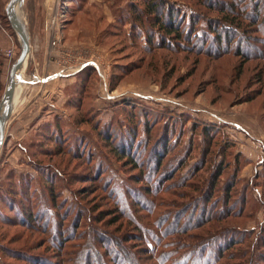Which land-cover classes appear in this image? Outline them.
<instances>
[{
	"label": "rangeland",
	"instance_id": "obj_1",
	"mask_svg": "<svg viewBox=\"0 0 264 264\" xmlns=\"http://www.w3.org/2000/svg\"><path fill=\"white\" fill-rule=\"evenodd\" d=\"M24 1L13 12L29 35L30 54L18 73L15 103L0 151V264H75L80 246L93 237L89 228L124 237L139 234L141 226L157 225L165 214L170 216L171 231L183 224L192 226L199 211L194 200L203 192L180 186L186 169L169 174L184 153L189 168L204 160L197 177L188 181L187 175L186 183L192 189L201 180L205 190L213 164L222 162L224 148L227 167L214 193L218 200L207 208L214 215L223 214L225 208L231 215L189 233L197 240L223 229L244 232L241 245L229 249L220 264H264L260 258L264 256V3H258L259 19L255 20L251 18L255 0H164L179 10L183 26L192 11L217 20L224 16L222 10L227 12L231 5L236 8L228 17L234 20L233 26L227 25L233 31L221 36V46L210 43V51L201 52L158 47L160 33L149 32L152 22L144 13L142 30L135 26L132 0ZM8 2L0 0L4 86L20 53L18 38L4 19ZM134 5L144 11L141 1ZM225 47L230 52L223 54ZM87 67L82 103L77 110L67 108L76 77L66 85L67 81L51 75H76ZM56 116L66 123L64 130L70 138L71 134L85 136L87 148L94 152L90 159L74 154L78 141L40 133H49L46 124ZM115 121L140 139L135 143L140 145L136 149L141 156L135 158L139 170L122 157L118 162L120 157L113 153V148L121 151L118 141L103 140L97 134V129ZM166 127L173 128L166 149L170 155L160 158L163 161L155 169L153 151ZM203 129L210 138L204 137ZM98 162L106 166V176L97 171ZM236 169L237 184L227 191L225 206L223 185L231 182ZM140 174L142 178H136ZM111 179L134 189L141 202L154 201L152 210H144L128 195L131 203L121 197L118 205L105 188ZM156 179V191L146 192L150 185L155 187ZM72 200L81 212L72 209ZM92 216L98 223H90ZM176 217H180L178 227L173 222ZM59 229L71 232L61 251L54 236ZM134 243L139 250L145 246L143 241ZM139 256V263L153 264Z\"/></svg>",
	"mask_w": 264,
	"mask_h": 264
},
{
	"label": "trees",
	"instance_id": "obj_2",
	"mask_svg": "<svg viewBox=\"0 0 264 264\" xmlns=\"http://www.w3.org/2000/svg\"><path fill=\"white\" fill-rule=\"evenodd\" d=\"M135 1H141L142 5L145 7L144 11H140L137 6L134 5ZM211 2V0H208ZM254 2V0H252ZM257 4H254L252 8L254 9L255 14L251 16V18L258 20L259 19V7L258 3H260L263 6L264 0H255ZM176 7V6H175ZM174 5L167 4L164 0H132L130 5V11H132L133 14H136V20L134 21L135 26H139L142 22L143 13L144 18L148 17L149 20H151L152 24L150 25L151 30H147L150 33L154 29H156L160 33L159 41L157 42L158 47L163 49H178V50H193L198 49L202 52L203 49H206L205 52L210 51V47L212 46L210 43H213L215 46H221L222 40L221 36L225 35L227 37L230 34V31H233V28H229L228 26H233L234 20H228V17H230L234 11L235 7L232 5L229 6V9L227 12L225 10H222L224 12V16L217 20H212L210 18L205 17L202 14H198V12L192 11L191 14H189V21L187 22V25L183 26L184 17L180 19V12L179 10L175 9ZM205 8L211 9L210 5H204ZM237 11V10H236ZM164 13V14H163ZM139 15V17H138ZM4 19L7 21V24L10 26L7 17L4 12ZM203 25L200 28V31L196 30V27L199 25ZM129 24H133V22H130ZM183 26V27H182ZM219 28L223 30V32L219 31ZM139 31L142 30V28H138ZM235 29V28H234ZM237 31V29H236ZM232 33V32H231ZM150 40V38H148ZM192 44H190V42ZM228 41V40H227ZM226 42V45H228L229 41ZM187 43V44H186ZM207 45V46H206ZM210 45V46H209ZM225 45V46H226ZM206 47V48H205ZM229 48L225 47V51L222 52L227 53L230 52L228 50ZM238 50V49H237ZM236 52V51H235ZM237 53V52H236ZM4 66L3 59L0 57V98L3 95V92L5 90L2 78H3V72L2 68ZM87 68L83 69L81 72H79L76 76V82L73 87L70 89V98L66 102L67 108H74L77 110V108L80 107L83 95L85 94V81L87 80L86 74H87ZM94 71V68H90ZM8 80V79H7ZM89 118V117H88ZM93 128H94V122ZM65 124L60 117H54L53 121L51 123L46 124L47 127H49V133L40 132L44 137L50 138V137H57L61 139L62 137L68 138L69 141L76 140L75 143L76 147L73 149L74 154H77L78 156H87V159H90V156L94 154V152H90V148H87V142L85 136H79L77 135L74 137L71 134V138L66 135ZM71 126L74 128V131H77L79 133L80 130L74 125V123L70 122ZM172 125V124H171ZM173 127V125H172ZM95 129V128H94ZM100 129V128H99ZM97 129L98 136L103 139L107 140V137H112L114 140L119 142V146L121 151H118L117 149L113 148V153L117 156H119L120 161L121 157L124 161H127L128 165L132 167V169L139 170L141 167L138 166L140 163H137L135 161V158L141 154L138 153V146L135 144L137 141L139 143L140 139H137V133L129 132L124 129L122 125L118 123V121L110 122L102 127V129ZM173 131V128L169 129L166 127L164 131L162 132V136L157 140V146L155 147V150L153 151L156 157L155 163H153V168H157L160 166V163H162L163 159L168 157L170 155V151H167V147H169V138L171 136V132ZM101 133V134H100ZM103 133V134H102ZM203 133L205 134L204 137H211L209 136L207 130L203 129ZM135 136V137H134ZM172 139V138H171ZM178 139V138H177ZM145 144V142H144ZM146 145V144H145ZM111 148V145H108ZM123 150H122V149ZM125 148V149H124ZM79 149V150H78ZM167 149V150H166ZM126 152V153H125ZM205 150H203V154H201L202 159L205 156ZM225 148L224 153H222V162H219L217 165L214 163V169L209 173V176L207 178V181H205V185L207 186V189L204 190L202 184L200 181L198 182V186H193L191 188V184H187L186 182L192 181L193 178H196L198 173L203 169L204 160L200 162L194 163L192 166L187 167L186 162H188V157H186V153L182 155L179 159V161L176 163L175 167L172 168L171 173L169 175L177 174L183 172L185 170V174L181 175L180 178V186L183 188H187L189 191L193 192H203V196L201 198H196L194 202L199 204L198 208V214L196 218V222L192 224V226L188 227L186 224H183L184 226L181 227L178 230L171 231L168 229V222L170 220V216L168 214L160 216L158 219L157 225L154 224V226H147L145 225L143 228L142 226L138 229L140 230L139 234H128L124 237L116 236V234H110L107 231H101L96 228H89V232L93 236L92 239H87L85 243H83L80 246V249L77 252V255L75 256V264H141L137 260L139 255H144L143 259L152 261L153 264H220V260L224 258L225 253L231 249L232 247L237 245H241V242L243 241L242 237L244 232H237L234 231V229H223L220 232H217L213 234L210 238H202L201 237L197 240H194L195 238L191 233H189L193 229L199 228L201 224L210 222V221H219L218 218L224 219L231 214H228L226 209H222L223 214H210V209L207 208V205L213 206L212 201L218 200V198H214V193L217 191V187H219L220 179L223 175V172L225 168L227 167L226 164H223V156L225 155ZM153 153V154H154ZM139 154V155H137ZM75 155V156H77ZM134 155V156H133ZM136 155V157H135ZM141 156V155H140ZM163 159H160L162 158ZM220 157V156H219ZM186 160H185V159ZM95 159V156H94ZM201 159V160H202ZM139 162V161H138ZM99 168H97V171L101 172V175L106 176V172L108 171L105 167L102 166L101 162L97 163ZM187 167V168H186ZM149 168V167H148ZM51 171V169H48ZM46 170V171H48ZM107 170V171H104ZM151 170L150 168L148 169ZM239 170L236 169L235 173H232L231 175V182L225 186L223 185L222 191L225 192V194L228 191L229 194V188L235 187L237 184V172ZM151 172V171H150ZM149 172V173H150ZM190 176L187 181L186 176ZM139 176V175H138ZM136 178H142L141 174L139 177ZM172 178V177H171ZM148 179V177H147ZM142 181V180H140ZM151 181V180H150ZM155 187L152 189V186H149V189L146 191L148 193L155 192L156 188L158 186L159 180H155ZM136 183V182H135ZM200 184V186H199ZM221 184V183H220ZM222 185V184H221ZM107 189L109 195H111L112 199L119 204V198L122 197V199H128L129 197L135 201L136 203L140 204L142 208L146 211H151L154 207V201H148V200H142L138 198V194L134 189H128L126 186H123L121 183L115 182V180L111 179L107 186H105ZM204 190V191H203ZM221 191V192H222ZM231 192V190H230ZM118 193V195L116 194ZM186 193H181L179 195H185ZM228 194H226V197L224 198L223 204L226 206L228 204ZM117 195V196H116ZM127 195L129 196L128 198ZM187 196H189V192H187ZM140 197V196H139ZM146 197V196H145ZM146 201V203H145ZM69 204H72L74 210H76V214L78 211L81 212V210H78V208L75 207V202L73 200L69 202ZM68 204V205H69ZM74 204V205H73ZM197 204V205H198ZM71 208V207H70ZM124 214V212H121ZM185 214V213H184ZM196 214H192L190 216L194 217ZM128 216V215H125ZM179 218H174V225L178 227L179 225ZM98 219L90 218V223H98ZM101 221V220H100ZM116 221L111 222L109 225L112 226L115 224ZM90 226V225H89ZM74 227V226H73ZM193 228V229H192ZM71 232H64L62 233L61 230L55 232V239L58 241L57 246L58 249L61 251L64 247V239L66 237L70 236ZM235 235H239L242 237L241 239L238 238L237 240L232 239V237H235ZM177 236L180 238L182 236V239H174V237ZM174 239V240H173ZM67 241V240H66ZM134 241H140L144 242L145 246H143V249H138V246L134 243ZM130 243H133L130 244ZM100 244V245H99ZM99 245V246H97ZM186 245V246H185ZM97 246V247H96ZM103 249V250H102ZM104 253H103V252ZM262 256V255H260ZM234 257V255H233ZM262 260V263H264V256L260 257ZM50 259V258H49ZM52 261V260H51ZM71 261V260H70ZM43 264V263H42ZM55 264V263H53Z\"/></svg>",
	"mask_w": 264,
	"mask_h": 264
},
{
	"label": "water",
	"instance_id": "obj_3",
	"mask_svg": "<svg viewBox=\"0 0 264 264\" xmlns=\"http://www.w3.org/2000/svg\"><path fill=\"white\" fill-rule=\"evenodd\" d=\"M24 0H9L5 7L7 20L18 38L20 44V53L16 61L12 64L7 80V87L0 100V151L5 140L6 124L12 114L14 106V92L17 83L16 76L25 65L30 54L29 35L22 22H17L12 16L14 6H22Z\"/></svg>",
	"mask_w": 264,
	"mask_h": 264
},
{
	"label": "crops",
	"instance_id": "obj_4",
	"mask_svg": "<svg viewBox=\"0 0 264 264\" xmlns=\"http://www.w3.org/2000/svg\"><path fill=\"white\" fill-rule=\"evenodd\" d=\"M51 76H52V78H61V82L62 81H67L66 85H69L70 83L74 82V77H76L77 74L76 75L74 73L63 74L62 72H57V73H54Z\"/></svg>",
	"mask_w": 264,
	"mask_h": 264
},
{
	"label": "bare ground",
	"instance_id": "obj_5",
	"mask_svg": "<svg viewBox=\"0 0 264 264\" xmlns=\"http://www.w3.org/2000/svg\"><path fill=\"white\" fill-rule=\"evenodd\" d=\"M25 2V1H24ZM14 8H15V6H14ZM14 8H13V10H12V16H13V18L17 21V22H21V20H18V19H16L15 17H14ZM20 72V71H19ZM18 72V73H19ZM17 77H18V74H17V76H16V80H17ZM15 89H16V86H15ZM14 103H15V92H14Z\"/></svg>",
	"mask_w": 264,
	"mask_h": 264
},
{
	"label": "built area",
	"instance_id": "obj_6",
	"mask_svg": "<svg viewBox=\"0 0 264 264\" xmlns=\"http://www.w3.org/2000/svg\"><path fill=\"white\" fill-rule=\"evenodd\" d=\"M9 54H10V53H9ZM78 69H79V68H76V69H74V71L76 72Z\"/></svg>",
	"mask_w": 264,
	"mask_h": 264
}]
</instances>
